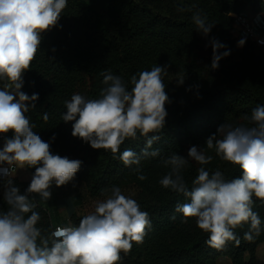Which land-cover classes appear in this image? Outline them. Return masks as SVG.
<instances>
[{"label":"clouds","instance_id":"clouds-1","mask_svg":"<svg viewBox=\"0 0 264 264\" xmlns=\"http://www.w3.org/2000/svg\"><path fill=\"white\" fill-rule=\"evenodd\" d=\"M67 5L68 0H0V136L4 137L0 184L7 205L0 208V264H120L121 253H129L133 243H143L151 228L148 212L118 186L112 187L110 195L102 190L106 198L96 201L78 225L69 222L54 229L39 226L35 197L39 202L51 199L53 184L59 188L73 181L82 161L52 153L51 143L34 131L36 125L26 115L36 108L39 94L29 96L21 89L24 75L40 50L42 34L59 25ZM192 20L205 37L214 27L200 11ZM244 44V39L238 41V47ZM210 46L211 69L216 70L230 51L222 52L226 46L215 37ZM168 67L156 64L132 75L130 88L121 76L104 70L100 73L104 87L99 97L87 99L74 93L64 101L66 111L61 119L73 122V137L94 150H110L114 158L119 154L125 167L139 180H146L141 161L161 155V149L153 145L161 139L159 133L168 116L166 105L171 103L164 82ZM185 78V74L177 75V86H182ZM48 119L45 112L43 120ZM242 119L247 123L221 124L206 138L204 147L191 146L186 157L172 153L160 160L169 171L159 184L187 200L178 203L175 212L182 214L185 223L195 218L197 227L208 234L205 243L218 251L229 242L239 246L241 239L235 230L246 223L249 230L244 240L252 242L262 231V220L253 206L254 198L264 203V105L253 108ZM140 138L146 143L139 153L130 148L120 151L125 141ZM51 139L55 140V135ZM209 152L237 166L241 174L227 179L219 168L208 169L214 159ZM190 161L200 165L191 187L183 175ZM21 169H35L23 193L14 183Z\"/></svg>","mask_w":264,"mask_h":264},{"label":"trees","instance_id":"trees-1","mask_svg":"<svg viewBox=\"0 0 264 264\" xmlns=\"http://www.w3.org/2000/svg\"><path fill=\"white\" fill-rule=\"evenodd\" d=\"M197 11L214 24L207 37L193 23ZM244 12L264 15V0H68L59 25L42 34L40 50L21 89L29 96L39 94L36 108L26 114L36 125L34 131L51 143L53 154L82 161L71 182L81 184L89 198H101L102 190L110 194L112 187L118 186L121 191L129 190L141 210L149 214L151 228L143 243H133L129 253H121L120 264H215L221 257L232 264L256 263V250L264 243V203L254 198L253 211L262 220L261 234L252 242L244 240L249 230L246 223L235 230L241 239L239 246L229 242L218 251L205 243L208 234L197 227L195 218L185 223L182 214L175 212L176 205L187 202L186 198L159 184L169 171L161 158L172 153L186 157L191 146L204 147L206 138L221 124L247 123L242 117L264 105V52L248 40L238 47L231 36V15ZM213 37L226 46L222 52L230 51L216 70L211 69ZM156 64L169 65L164 82L171 103L166 105L168 116L159 133L161 139L153 145L161 149V155L141 161L147 177L141 181L118 159L119 154L114 158L110 150H94L73 137V122L65 123L61 117L66 111L64 101L74 93L87 99L99 97L104 87L102 71L121 76L130 88L132 75ZM180 74L186 78L177 86L175 78ZM45 112L47 121L43 120ZM145 143L144 138L125 141L120 151L130 148L139 153ZM209 154L214 159L208 169L219 168L227 179L241 174L237 166ZM198 167L190 161L183 171L189 187ZM14 183L23 193L30 182L14 179ZM70 199L73 207L81 204L79 195ZM0 208H7L2 195ZM36 211L41 216L39 226L53 229L48 211L39 204ZM81 217L73 213L69 222L78 225Z\"/></svg>","mask_w":264,"mask_h":264},{"label":"rangeland","instance_id":"rangeland-1","mask_svg":"<svg viewBox=\"0 0 264 264\" xmlns=\"http://www.w3.org/2000/svg\"><path fill=\"white\" fill-rule=\"evenodd\" d=\"M3 146V142L0 143V147ZM18 173L20 174L19 179L23 182H29L31 181V177H32V173L21 169L18 171ZM66 190L69 193V196H74V195H79V197L81 198V204H79L76 207H72L70 210H65V208H62L61 211H59L60 206H61V201H59L56 204V197H60V195L65 194ZM51 192H52V196L51 199H49L47 202H39L40 198L38 196L35 197L36 201L40 203V205H42L43 207H45L46 209H48V211L50 212L51 215V219L52 221H55V215H59L58 217L61 218L63 216H70L72 213L76 214L77 216L81 217L84 214H87L88 212L93 210L94 204L96 201L98 200H103L105 199V195L101 198H97V199H91L87 196L84 187L77 183V182H70L67 185L64 186V188H57L54 184L51 188ZM125 195L130 196L132 193L129 190H124L122 191ZM108 195H110L109 193H107ZM56 204V205H55ZM58 208V209H57Z\"/></svg>","mask_w":264,"mask_h":264},{"label":"built area","instance_id":"built-area-1","mask_svg":"<svg viewBox=\"0 0 264 264\" xmlns=\"http://www.w3.org/2000/svg\"><path fill=\"white\" fill-rule=\"evenodd\" d=\"M231 17L233 40L237 44L241 39L248 40L264 52V15L244 12L232 14Z\"/></svg>","mask_w":264,"mask_h":264},{"label":"crops","instance_id":"crops-1","mask_svg":"<svg viewBox=\"0 0 264 264\" xmlns=\"http://www.w3.org/2000/svg\"><path fill=\"white\" fill-rule=\"evenodd\" d=\"M1 142H3L2 140H1V136H0V143ZM19 171V170H18ZM28 171V170H27ZM18 176H20V174L17 172V175H16V177L14 178V179H18L19 181H21L20 179H19V177ZM23 182V181H22ZM30 182V181H29ZM2 191H3V189H2V184H0V195H2ZM57 199H56V204L59 202V201H61V206H60V209H59V211H61V209L62 208H65V210L67 211V210H70L72 207H73V204H72V201H71V199H70V196H69V193H68V191L67 192H65V194H63V195H60V197H56ZM38 204L40 205V203L38 202ZM55 204V205H56ZM40 206H42V205H40ZM43 207V206H42ZM44 209H46L45 207H43ZM58 209V208H57ZM47 211H48V209H46ZM48 213L50 214V212L48 211ZM73 214V213H72ZM71 214V215H72ZM56 217H55V221H52V223H53V229H54V227L55 226H62V225H66V224H68L69 223V218H70V216H63V217H61V218H59L58 216L59 215H56V214H54ZM51 216V215H50ZM52 220V219H51ZM255 257H256V263L255 264H264V243H262V244H260L259 246H258V248H257V250H256V254H255ZM215 264H232L231 263V261H230V259L229 258H227V257H221V258H219V259H217L216 260V262H215Z\"/></svg>","mask_w":264,"mask_h":264}]
</instances>
